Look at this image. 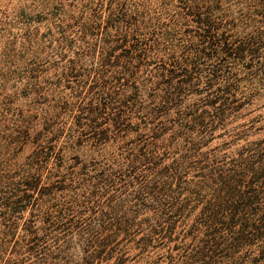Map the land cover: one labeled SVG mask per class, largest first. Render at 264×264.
Here are the masks:
<instances>
[{"label": "trees", "instance_id": "1", "mask_svg": "<svg viewBox=\"0 0 264 264\" xmlns=\"http://www.w3.org/2000/svg\"><path fill=\"white\" fill-rule=\"evenodd\" d=\"M0 264H264V0H0Z\"/></svg>", "mask_w": 264, "mask_h": 264}]
</instances>
